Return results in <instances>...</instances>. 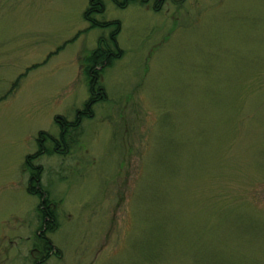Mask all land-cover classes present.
<instances>
[{
  "label": "rangeland",
  "instance_id": "obj_1",
  "mask_svg": "<svg viewBox=\"0 0 264 264\" xmlns=\"http://www.w3.org/2000/svg\"><path fill=\"white\" fill-rule=\"evenodd\" d=\"M102 1L116 45L91 0H0V264L40 258L39 150L46 264H264V0ZM100 46L63 154L41 135L84 110Z\"/></svg>",
  "mask_w": 264,
  "mask_h": 264
},
{
  "label": "trees",
  "instance_id": "obj_2",
  "mask_svg": "<svg viewBox=\"0 0 264 264\" xmlns=\"http://www.w3.org/2000/svg\"><path fill=\"white\" fill-rule=\"evenodd\" d=\"M114 3L117 4V6L121 9H126L129 4H138L143 6V4H146L145 2H147V0H127L126 3H122L119 2L118 0H113ZM90 8L89 11L86 12V14L84 15L86 20L90 23H92L94 26H100V27H105V28H109L110 26H115L117 27V31L114 34H111V39L113 42H115L114 44L116 45V40H115V36L117 37L118 33L120 32V25L118 22H113V24L110 23H97V22H93L92 21V17L99 14H103L104 13V5H103V1L102 0H91L90 2ZM106 40L104 38L100 39V43L101 45L105 44ZM100 49L93 53V55L91 56V60H90V64L89 66L92 67V71L91 68L89 67L87 72L89 75L93 74V84L94 86H91V99L85 104V107L83 108L84 110H82L81 112H79L77 118L75 119V121L69 123L67 120L65 119H57L56 122L57 124L60 126L61 128V135H60V140H53L51 137H48L46 134L41 135V137L45 140H51L53 141V143H58L60 147H64L63 154H66L68 152V145L69 141H74L77 140V132L80 130L81 128V124H82V119H92L94 118V113L92 111L93 107L100 101L102 100V98L104 97V94L102 93V89H97L99 93L95 94L94 90L95 87L97 86L98 82H95V79L97 81L99 76L95 75V74H99L101 73L99 70V65L100 68L102 67L103 69V65H105L106 63H108L109 59L111 58L113 52L110 50H105V47L100 46ZM91 72V73H90ZM100 79V78H99ZM93 93L95 94V97L93 95ZM99 96V97H98ZM69 135V136H67ZM69 140V141H68ZM73 143V142H72ZM63 144V146L61 145ZM68 149V150H67ZM43 151L39 150V152H37V154H35V156L33 155V157H28L24 163V171L27 170L29 171V174H31V184L30 187L28 189L30 195L32 196H38L41 199V204L39 206V217L41 219H43L44 224L42 227L43 230V234L41 236V238H38L39 244L37 247V249L39 250L40 254V258L35 259V264H46V262L48 261V259L51 257V255L53 254V245L51 240L47 237L46 234H52L53 232H55L57 230V225L55 222V212L54 210L51 208L52 205L49 204L48 202V198L47 195H45V193L41 190L40 186H37L41 179L40 177V169L39 168H35L34 167V160H36L37 158L41 157L43 155ZM37 171V172H36ZM34 187V188H33ZM42 249V250H41Z\"/></svg>",
  "mask_w": 264,
  "mask_h": 264
},
{
  "label": "bare ground",
  "instance_id": "obj_3",
  "mask_svg": "<svg viewBox=\"0 0 264 264\" xmlns=\"http://www.w3.org/2000/svg\"><path fill=\"white\" fill-rule=\"evenodd\" d=\"M42 236V235H41ZM41 236H39V238H41ZM54 255V253L52 254V256Z\"/></svg>",
  "mask_w": 264,
  "mask_h": 264
}]
</instances>
